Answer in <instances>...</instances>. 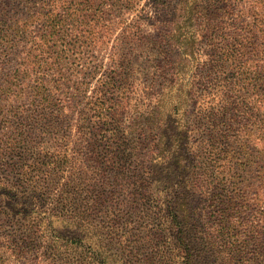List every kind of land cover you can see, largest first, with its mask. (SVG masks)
I'll return each instance as SVG.
<instances>
[{
    "label": "trees",
    "instance_id": "16d2710c",
    "mask_svg": "<svg viewBox=\"0 0 264 264\" xmlns=\"http://www.w3.org/2000/svg\"><path fill=\"white\" fill-rule=\"evenodd\" d=\"M14 1L0 0L1 40L12 39ZM137 1L119 3L129 11ZM258 1L264 2L240 1L250 5L241 21L233 18L232 0H151L148 31L141 21H125L120 4L106 7L107 0H40L33 85L22 86L29 101L19 107L12 135L0 139V248L19 264H264ZM78 9L92 14L99 34L111 31L113 15L125 28L114 45L96 43L92 67L83 57L82 68L96 81L91 95L90 84L73 85L65 72L63 41L50 44ZM220 39L225 47L217 54ZM206 41L215 51L207 63ZM134 50L147 52L143 70ZM223 61L235 71V91L253 99L229 98L216 110L223 118L232 113L221 129L232 140L224 155L231 165L220 170L217 144L206 147L196 133L202 116L193 126L189 108L201 68L221 69ZM17 72L22 79L29 65ZM214 109L199 112L205 117ZM172 143L186 153L176 155Z\"/></svg>",
    "mask_w": 264,
    "mask_h": 264
},
{
    "label": "rangeland",
    "instance_id": "374dc122",
    "mask_svg": "<svg viewBox=\"0 0 264 264\" xmlns=\"http://www.w3.org/2000/svg\"><path fill=\"white\" fill-rule=\"evenodd\" d=\"M39 1L40 0H15L13 6L9 9L11 13L10 16H13V22H11L12 39L9 41H7L6 39H0V139L3 140H6L8 135H12L14 123L16 120V113L19 107H21L24 102L29 101V92L25 93V90L22 86H25L27 84L33 85L32 77L35 74L32 70V67L34 65L32 61L36 60V42L40 40L43 23V20H41V17L37 10V8H39ZM232 1V3L234 4L233 18L238 19L239 17V19L243 21L242 11H244L245 7H250L249 3H240L241 0ZM119 2L121 3L122 0H107L106 7H117L120 4ZM121 4V14H123V18L125 19V21H128V23L141 21L142 29L152 31L150 18L152 14L154 15L155 12L152 8L153 5L151 0H138L135 3L133 9L129 11H125L124 8H121ZM257 7L259 9L258 19L264 24V2L260 3L258 1ZM242 8L243 10L241 11ZM52 11L53 12L51 13V15H59V13L62 12V7L59 10L52 9ZM69 16L71 17H69L68 22L64 25L63 28L59 29L56 34L52 32V35L50 37V44L55 45L56 41H63V44L68 49L64 62L65 72L70 77H72L73 85L77 82H80L86 83L87 87V83L90 84L88 85V94L91 95L96 81L92 79L93 75H89V72L91 70H86V67L82 68L81 63L84 62L82 59L83 57H86L88 62L87 67H92L94 64L93 56L96 55V43L99 42L102 45H114L116 38H118L125 31L124 23H121V20L113 15L115 21L111 26V31L106 30V32L99 34L98 29H96V26L93 25L91 21V13L86 14V11L78 9L73 15ZM244 16L246 18H249L246 13L244 14ZM223 20L224 17L221 16L220 21ZM98 36H101V38L98 39ZM2 41L4 43H1ZM260 41H263V39H260ZM122 44L123 47L126 48L124 42ZM216 44H220V46L217 48V54H221L225 45L221 41V39ZM127 47L131 48L130 46ZM133 53L135 55H141V70H143L145 68L143 64H145L147 61V52L134 50ZM214 54L215 51L209 46L208 42L206 41L203 46H201V55L203 61L207 63L208 58ZM46 57L48 58V56ZM51 62L53 61L49 60V64ZM28 65L30 68V72L25 74L22 79H19L17 72L18 69H25L26 67H28ZM230 71H232L231 66L224 63V61L223 68L221 69L220 67L215 68L214 64H205V66L201 68L198 76L199 85L197 87V94L195 95V97H193L189 108L190 122L193 126L196 125L199 121L197 119V115L200 114L202 116V123L197 127L201 128V131L196 130V133L198 136L202 135L204 140L206 139V147L210 149V144H217V148H215L214 150H217L219 154L218 157H215L214 159L218 160L216 166L220 170H224L225 167L228 168L231 165L229 159H224V155L232 151V140L230 139V136L224 135V132H222L221 129L224 130L225 124L229 123V117L232 116V113L226 116V118H223L218 115L216 110L223 109L229 98H233L234 101H240L242 103V101L245 100L244 98H249V96H251V92H248L247 90H239L238 88L237 91H235V88L232 85L234 81L233 79L235 78V71ZM167 73L168 72H165L164 75H167ZM229 74L231 75V79L233 80L231 83L229 82ZM140 75H142V72H139V76ZM51 77L53 76L48 75L47 79H51ZM140 78L145 80V74H143ZM240 96H243L244 98H240ZM135 97L136 99H140L137 93ZM251 99H253L252 96ZM207 108L208 111L212 110V108H215V114H206L204 117V114L200 113L199 111L201 109L206 110ZM193 110L195 112L194 115ZM175 128L176 127L172 128V131H175ZM209 132L211 136L208 135ZM176 138L178 137H175L174 139ZM168 139L169 142H171L172 139L170 138V136L168 137ZM170 147L173 148V152H175L176 155L182 154V152L186 153V150L183 147L179 152H177L174 143H172ZM176 161L177 160H175L174 162L176 163ZM209 161H211V159ZM170 171L179 173L176 167L170 168ZM7 205V208H9L10 210L15 207L10 203ZM5 262L14 264L20 263L15 256L11 255L10 252H7L0 248V264H7ZM31 263L32 262H29V264Z\"/></svg>",
    "mask_w": 264,
    "mask_h": 264
}]
</instances>
